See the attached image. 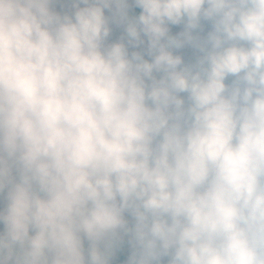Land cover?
Masks as SVG:
<instances>
[{"label":"clouds","instance_id":"1","mask_svg":"<svg viewBox=\"0 0 264 264\" xmlns=\"http://www.w3.org/2000/svg\"><path fill=\"white\" fill-rule=\"evenodd\" d=\"M0 264H264V0H0Z\"/></svg>","mask_w":264,"mask_h":264}]
</instances>
